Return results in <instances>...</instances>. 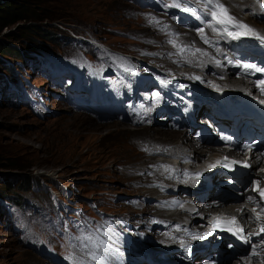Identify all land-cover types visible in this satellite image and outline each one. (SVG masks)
<instances>
[{
  "label": "rangeland",
  "instance_id": "1",
  "mask_svg": "<svg viewBox=\"0 0 264 264\" xmlns=\"http://www.w3.org/2000/svg\"><path fill=\"white\" fill-rule=\"evenodd\" d=\"M200 1L189 0L187 4H182L181 8H167L165 4L172 0H29L35 4L40 15L48 13L55 16L52 19H56L33 20V24L38 26L35 29L24 27L30 22L27 20L3 29L2 34L0 33V46L6 48H0V75L12 73L10 69L4 67L8 64L17 72L12 76L27 79V84L43 91L44 99L36 104L35 111H31L22 103H14L17 98L13 89L10 92V99L4 97V94L0 95V197L18 195L21 204L27 201L28 204L33 202L39 207L36 213L31 212V207L25 209L26 227L23 226L22 230L18 231L14 230L11 222L5 221L0 214V264H73V259L69 255L86 257L78 247L70 245L68 234L78 236L81 234L80 230L87 234L90 228L94 229L108 221L111 223L107 227L112 231L110 233L103 231L102 236L108 240L113 252L119 249L120 254H115L118 258L125 257L133 250L127 257V263L136 264L142 258L162 254L161 245L165 243L161 244L159 235H156V238L152 233L158 224L163 225L162 227L165 225L162 220L157 221L156 217H152L151 213L157 214L159 209H156L155 202H150L151 198L148 199V193H145L147 183L144 180L148 178L150 183L153 171H138L133 166L136 162L152 164L156 160L155 153L158 149L152 144L145 147L144 145L149 142L136 133V130L121 127L140 128L144 133H149L154 126L173 129V115L169 118L165 112L157 114L153 111L154 115L146 113L141 116L144 121L153 117L151 120L155 124L151 127L141 126L144 122L139 120L140 114L132 115L134 122L127 114L126 117L117 114L103 119L102 116L96 115L103 112L96 111L94 114L69 103L62 89L48 81L41 70L32 67L28 59L22 58V55L16 58L12 51H24L27 54L33 50L34 52L47 50L56 55L66 54L81 58L80 60L88 59L97 67V72L102 71L104 79L111 82L115 79L118 81V76L113 71L115 67H122L124 73L120 75L122 79H129V82L121 81L120 92H117V95L122 99V103H125L127 97H122L121 94L139 100L141 99L139 93L144 90L143 87L149 86L160 71L163 72L167 67L177 70L183 68L175 64L172 57V54H177V60H180L178 48L168 41L175 39L179 43L180 35L186 36L181 34L182 32L196 38L200 34L198 31L200 28L203 27L204 31H207L206 23L210 17L205 15L198 20L197 16L201 15V10L207 12L210 9L204 8L206 6L203 0ZM184 6L191 7L193 12L185 11ZM195 6L204 7L198 9ZM152 11L164 13L156 14L158 18L155 19L158 21L162 19L163 25H167V31L161 30L163 25L148 22ZM230 11L237 19L243 16L235 14L233 9ZM257 20L261 23L264 18L260 17ZM170 22L172 25L168 26ZM194 22L197 23L195 26ZM201 24L203 25L198 28L197 26ZM70 30L84 38L93 36L102 46L90 45L89 51L82 44L79 45L78 40L81 38H73ZM187 39L188 37L185 38ZM199 39L202 40L201 37ZM73 40L75 46L70 43ZM188 42L192 43L189 40ZM192 60L194 59L187 62L192 64ZM210 70L207 68V72H211ZM200 73L201 71H197L195 75L188 77L185 90L189 89L190 84H195L200 87L203 94L208 92L206 85L195 79ZM159 76L166 77L160 73ZM144 77V81L149 82L147 86H143ZM141 94L147 97L150 90L146 94L144 91ZM125 109L127 108H124V111ZM74 114L97 123H93L95 126L80 124L74 119ZM167 119H170L168 121L171 126L162 123L168 122ZM101 121L104 123H100ZM187 134L189 139V136H192L191 130ZM183 145L176 148L181 151ZM108 147H114V152L102 151L108 150ZM133 154L136 156L138 154V157L135 158ZM10 165H18L20 168H12ZM46 174H49V177ZM27 177L30 178V188H19L16 182ZM162 177L161 180L168 179L167 174ZM5 180H12L13 183L8 187L3 184ZM69 184L78 188L76 197L72 198L76 200L75 204L82 208L80 212L82 219L77 221L75 228L68 231L61 228L59 233L56 230L52 231L51 228L54 220L53 211L50 213L52 208L49 195L52 190L60 191ZM154 186L159 187V182L154 183ZM149 187H153V184ZM162 191L165 193L160 194L166 196L177 193V190L173 191L169 186ZM178 194L186 196L182 191ZM180 201L183 202V198H180ZM28 240H32L35 245H30ZM133 240L140 242L136 246L132 243ZM170 247L168 246V249ZM45 248L52 252L46 253ZM135 254L139 256L136 257ZM174 256H170L173 262L176 261ZM120 263L126 264L121 260ZM109 264H112L110 260Z\"/></svg>",
  "mask_w": 264,
  "mask_h": 264
},
{
  "label": "bare ground",
  "instance_id": "2",
  "mask_svg": "<svg viewBox=\"0 0 264 264\" xmlns=\"http://www.w3.org/2000/svg\"><path fill=\"white\" fill-rule=\"evenodd\" d=\"M221 2L224 3L225 6L228 7L230 13H231L230 9H233V12L235 14H243L242 17H238V20H240V21H242V22H244L250 26L257 27V28H255V27H253V28H255L261 35H264V21L259 23V21L257 20V18H260V17L264 18V9H261V7H260L261 4H264V0H221ZM194 5H196V4H194ZM200 7H204V6H200ZM200 7L195 6V8H198V9ZM204 8H206V7H204ZM200 12H203V11L201 10ZM156 14H158V13L155 11H152L149 14V17L150 18L154 17L157 19L158 17L155 16ZM162 14H164V13H162ZM162 14H158V15H162ZM204 16L205 15H203V16L201 15L202 18H204ZM159 21H160V25L164 24V21L162 19H159ZM171 22L168 26L172 25ZM202 23H204V22H202ZM196 24L197 23L194 22V26ZM202 25L203 24L198 25L197 27L199 28ZM197 27H195V28H197ZM168 29H170V28H168ZM183 29H185V28H183ZM179 30H180V28H179ZM188 32L191 33V31H189V30H188ZM204 32H205L206 37L209 40V43H205L203 39L200 40L199 39V37H201L200 34H198L197 37L194 38V36L192 37L191 34L182 32L181 34H186V36L180 35L181 41L177 44H179L182 47L183 46H187V47H185V51L183 53L179 52L180 54H178V55L180 57V60H177V54H172V57L174 58L173 60H174L175 64L181 65L183 68L180 70H177V68L167 67L163 70V72H159V73H161V75H162V73L164 74L166 71H171V72L173 71L176 73V75L170 76V79L166 77V79L164 78L162 81H168V83L171 86H176L177 88L180 86V85H178V83H181L182 92H184L187 96L190 97V105H189V108L187 109L186 112L180 111L179 108L177 107L178 105L175 104V101L173 99L171 101H167V100L157 101V100H155L154 98L156 97V95L154 93H151V90H152L151 84H149V86H147L149 82L144 81L145 77L143 79V81L145 82L143 84V86H147V87H143V89L145 88L143 91L146 94V92L148 90H150V95L149 96L147 95V97H145V95H142L144 97L145 104L141 108L140 115H139V120H143V122H144L141 126H145V127L150 126L151 127L152 125L155 124L151 120L153 118L152 116L150 118H148L146 121H144V119H141V116H143L146 113L154 115V113H153V111H154L157 114H161L162 112H165V113H167V116L169 118L171 115H173V118H174V116H179L180 121L182 118L185 117V121H183L185 123L184 127H181V129H178V128L176 129L175 125H174L175 124L174 120L172 123L173 129H171L169 127H165V126L164 127H161V126L155 127L154 126L149 133L141 132L140 128H128V126L121 127L122 129H129V130H133V131L136 130L135 131L136 133L141 135V137L145 138L149 142L148 144L144 145L145 147L152 144V146L155 147V149H158L157 153L153 152L156 154V160H155L156 163H155V161L152 162V164L150 162H136V164H134L133 166L138 171H141V170L153 171V175H152V177H150L151 182L149 183V181L147 180L148 178H146L144 180V182L147 183L145 193L146 194L148 193L147 194L148 199L151 198L149 201L155 202L156 209H159V210H157L158 211L157 214L151 213L152 217H156L157 221L162 220V222L164 223L165 226L162 227L163 225L161 226L158 224L157 229L153 230L154 232L152 233V236L154 235L156 237V235H159V237H158L159 242L161 244H163V243H165V244L164 245L160 244L161 246H163V248L161 249L162 250L161 255H150L147 258L140 259L139 262H137L136 264H179V263H182L186 259V255H187L186 251L184 250V247H186L187 244H191L192 246H195L198 243L204 241L202 239H193V236H203L205 234V231L191 226L195 222H200V219H198V217H196V213L190 212L188 210V207L191 205L189 197L180 195V194H178V192H180V191L185 192L186 191V193L188 194V192L190 191V187H189L190 185L189 184H190V181L193 179L194 176L185 175V172H187L189 174H194L196 172L201 173V175L198 179H202V177H204L205 175H210V176H212V182L213 183L218 182L219 178L215 179V177L217 176L218 167L216 166L213 168V167H210V165L215 164L214 158L220 150L218 148H216L215 146H212L210 144H205V146L207 148L202 149L199 147V145L196 144V142L192 141V140H194L192 138V136H189L190 138L188 139L187 132L194 128L193 126H189L188 123H189V120H191L193 118H195L196 122H200V120L196 117L198 112H199L197 103H198V101L201 103V102L206 101L208 99L207 93H210V89H208L209 85H216L217 84L220 86L230 87V86H234L236 84L235 83L236 79L234 78V76L232 74L233 70L231 69L229 64H226L223 61L221 52L224 48H228L232 44H237V42H234L235 39H233V38L226 40L225 38H228L229 36H227L225 33L213 32L210 28H208L207 31H204ZM187 37H188V39L185 40V38H187ZM188 40L192 43H189ZM257 40L258 39H256V38L254 39L255 42H257ZM249 43H250L249 40H243L242 41V50H248V48L250 47ZM197 48L201 49L202 52H196L195 55H193V52H195V49H197ZM163 51L166 52V50H163ZM202 53H204V54H202ZM191 59H194V60H192V64L187 62V61H191ZM207 68H208V70L215 68V69H217V72H207ZM197 71H201V73L197 74V75H199L198 77H200L199 82H201L203 85H206V88L208 90V92H206V94H203L200 91L201 90L200 87H197V85L190 84V83H189L190 84L189 89L185 90L187 87L186 82L188 81V77L195 75ZM219 73H222V74H219ZM197 83H198V81H197ZM139 85L140 84L138 83V86ZM155 87L158 88L157 85H155ZM156 93H159V95H160L161 92L158 91ZM134 96L136 97L135 93H134ZM195 111H197L196 114H195ZM125 114H127L129 117H131L132 122H134V117L129 113V111H127V109L125 110ZM174 114H176V115H174ZM73 117L75 120L80 122V124L83 123V124L91 125L93 123H97V122L88 120L86 117H81L78 114H74ZM168 120H170V119H167V121ZM102 122L103 121H101L100 123H102ZM162 123H164L165 125L171 126V123H169V121L168 122L165 121ZM195 127H197V125ZM147 130H148V128H147ZM191 138H192V140H191ZM160 144H161V146H160ZM181 144H184L183 145L184 148L180 151L176 147L180 146ZM103 147H105V146H103ZM113 148L114 147H108V150L102 149V151L114 152ZM148 150H149V148H148ZM118 156H116V157H118ZM133 156H135V158H137L138 154H137V156H136V154H133ZM177 157H179L178 161H176ZM145 158H146V156H145ZM179 163H184V164L179 166L178 165ZM158 164L170 166L171 171L166 172L164 170V168L159 167ZM249 173L251 175L249 180H253L254 178H259V181L264 183V171L260 172L258 174V173H256L255 167L251 166L249 169ZM128 174H131V172L130 173L128 172ZM132 174H134V172ZM164 174L168 175V179L161 180V177ZM46 176L49 177V174H46ZM194 179H196V178L194 177ZM156 182H159V187L154 186V183H156ZM152 184H153V187H149V185H152ZM166 186H169L170 188H172L173 191L177 190V193H175L173 195H167V196L160 194L163 192L162 190H164ZM164 193L165 192H163V194ZM180 198L181 199L183 198V202L180 201ZM212 198L213 197H208V198L204 199V201H202L201 203L198 204L197 210L199 211L202 209H208V208L204 207L203 202L213 201ZM236 204L237 203H235L234 205H236ZM180 205H183V207H181ZM243 209H245V211L243 214H241V212L239 211L238 219L241 220L244 225L249 226L252 223V219H250V217L253 214L250 211L251 209H249V208H243ZM196 220H198V221H196ZM177 226H179V229H177ZM206 233H210V234L205 236L203 239H207L210 243H211V241H214V244H215V247L212 249V252L214 253L215 251H217L220 253L221 247L224 248V245L221 246L222 241L220 240L222 235L218 232H206ZM133 241L134 242H132V243L136 244V246L140 242V240H133ZM182 241H183V245L181 243ZM168 246H171L170 249H168ZM132 251L133 250L129 251L128 255L130 253H132ZM225 252H227V251L225 250ZM195 254H197V253H195ZM128 255H125V257L120 256L119 258L115 254L110 255L109 260L112 264H121L120 260L122 262L128 264L127 263ZM171 255L177 256L175 262H173L171 260V257H170ZM80 256L69 255L70 258L71 257H80ZM135 256L138 257L139 255L135 254ZM219 256L222 257V259H223L222 253L219 254ZM220 264H236V263H230V260H227L224 258ZM239 264H260V262L252 259L248 262H246V261L240 262Z\"/></svg>",
  "mask_w": 264,
  "mask_h": 264
},
{
  "label": "snow or ice",
  "instance_id": "3",
  "mask_svg": "<svg viewBox=\"0 0 264 264\" xmlns=\"http://www.w3.org/2000/svg\"><path fill=\"white\" fill-rule=\"evenodd\" d=\"M189 0H172L171 3H166L165 7H175L181 8L182 3L187 4ZM206 8L210 10L207 12H201V15H206L210 17V20L206 23V26L210 28L213 32L217 33H225L227 36L232 37L233 39H238L240 37H247L251 36L258 39L261 42H264V35H261L255 28L252 26L238 20L235 16L231 15L227 6L221 2V0H203ZM261 9H264V4L260 5ZM185 11L193 12L191 7H185ZM199 11V10H198ZM195 15V13H193ZM198 19L201 16H197ZM149 23H155L160 25V21L156 20L154 17L150 18ZM162 31H167V25L161 26ZM201 39L204 40L205 43H209L208 38L205 35L204 28H200L199 30ZM169 43L173 44L174 47H177L179 52L183 53L185 51V47L187 46H180L177 44L175 39L169 40ZM196 52H202L201 49H195L193 55ZM204 54V53H202ZM231 63V61H229ZM239 64V61H237ZM244 70H252L253 72H264V68L257 67L256 64L252 63H243L240 65ZM131 71V69H127ZM195 79H200V77H195ZM168 81H162V83H167ZM256 87L264 93V79H260L254 81ZM159 97V93L155 94ZM260 103L264 104V101H260ZM223 139L230 141L231 137H223ZM254 147L253 144H246L244 148L248 149L249 151ZM222 161L218 160L216 164H220ZM216 164L210 165V167H216ZM233 164H242L244 167H251L246 161H238L233 160L229 161L227 157L223 158V166L230 168ZM159 167H163L166 172H170L171 168L168 165H159ZM264 171V170H262ZM185 175H192L196 179H198L201 173L196 172L194 174H189L185 172ZM255 187L252 189L253 192L258 193L259 199L256 196H248L247 199L253 203H256L259 206L260 201H264V188L259 186V180L255 181ZM183 207V205H180ZM238 211L241 214L244 213L245 209H239ZM251 213L253 214L250 219H254L259 223V230L255 233H249L247 237L243 236L244 228L239 225L238 219L235 216L232 217H216L212 221V228L215 230L216 228L225 227L227 231L231 232L233 235L240 236L241 239H244L247 243L251 236H264V223H260L262 217H264V207H260V210L257 211L256 208H252ZM111 221L106 222L104 225H97L96 228H90L87 234H84L83 230L81 234L78 236H72L68 234V239L70 245L74 247H78L79 251L83 253V256L86 258L81 257H71L73 259V264H109V257L110 255H114L119 253V249H115L113 252L112 246L108 243L107 239H104L102 236L103 231L111 232L112 230L107 227ZM179 229V226H177ZM79 230V229H78ZM210 233H205L203 236H193V239H203L205 236L209 235ZM183 245V241L181 242ZM259 243L264 246V239H261ZM231 247V245H229ZM259 251L255 246L251 249L252 256H259Z\"/></svg>",
  "mask_w": 264,
  "mask_h": 264
},
{
  "label": "trees",
  "instance_id": "4",
  "mask_svg": "<svg viewBox=\"0 0 264 264\" xmlns=\"http://www.w3.org/2000/svg\"><path fill=\"white\" fill-rule=\"evenodd\" d=\"M55 16H52L48 13L44 15H40L38 9L35 7V4L30 3L29 0H0V33L4 28L11 26L14 23L19 21L27 20L30 21L29 23L25 24V28L35 29L38 27L34 25L33 22L36 20H42L45 18H51V20ZM34 20V21H33ZM34 26V27H33ZM0 48H6V46H0ZM5 50V49H4ZM14 52V56L21 57V52L18 50L12 51ZM9 167L12 168H20L18 165H10ZM13 183L11 180H5L3 182L4 185L8 187ZM17 186L22 189H29L30 188V178L27 177L24 180H20L16 182ZM18 197V195L16 196Z\"/></svg>",
  "mask_w": 264,
  "mask_h": 264
}]
</instances>
